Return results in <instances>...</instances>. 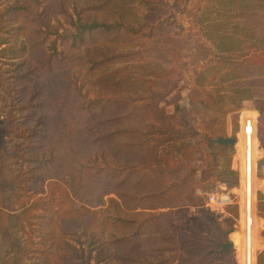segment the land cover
I'll list each match as a JSON object with an SVG mask.
<instances>
[{
    "label": "rangeland",
    "instance_id": "rangeland-1",
    "mask_svg": "<svg viewBox=\"0 0 264 264\" xmlns=\"http://www.w3.org/2000/svg\"><path fill=\"white\" fill-rule=\"evenodd\" d=\"M59 1L0 0V39L10 41L1 48L21 41L42 44L32 55L17 58L8 49L5 58L0 56V264H121L108 258L116 252L128 255L133 264L243 263L240 161L245 143L240 120L243 110L251 108L248 114L259 119L253 177L256 230L257 216L264 215V192L257 181V173L264 176V115L255 111L264 109V50L253 54L261 66L229 64L249 59L238 48L254 38L243 25L247 18H240L252 2L159 0L161 21L152 34L114 42L118 49L137 51L127 64H138L144 77L154 81L145 82L141 91L152 87L155 98L130 97L148 109L129 123L143 129L150 123L173 128L148 140L144 136L141 146L128 148L130 162L140 152L150 165L141 166L125 186L111 188L122 195L119 199L102 187L104 174L117 166L106 162L88 137L87 105L97 95L79 74L81 69L66 59L65 41L72 44L77 20L75 0L65 11L57 7ZM263 1L253 2L254 10L264 12ZM24 2L30 11L7 10ZM146 10L137 1L109 9L135 26L143 23ZM239 22L243 24L236 25ZM246 22L251 29L264 27V18ZM37 29L45 33L35 34ZM228 49L231 54L225 53ZM156 112L165 116L156 117ZM185 127L192 131L182 137ZM238 134L235 146L210 142L218 135ZM169 135L170 140H156ZM150 147L158 151L157 157ZM186 172L192 178L180 182ZM15 178H22L20 193ZM223 192L232 200L223 211L206 205L209 193ZM109 197L119 199L122 215L139 214L146 223L131 242L114 245L109 240L111 233H123L121 226L113 227L116 208L110 209ZM229 240L235 246L217 254L220 244ZM253 248L256 264H264V250L255 241Z\"/></svg>",
    "mask_w": 264,
    "mask_h": 264
},
{
    "label": "trees",
    "instance_id": "trees-1",
    "mask_svg": "<svg viewBox=\"0 0 264 264\" xmlns=\"http://www.w3.org/2000/svg\"><path fill=\"white\" fill-rule=\"evenodd\" d=\"M69 1L71 0H60L57 7L59 9L63 8L65 11ZM125 1H137L146 6L147 13L144 15V21L141 25L135 26L126 20L122 13L109 11L113 6ZM159 4V0H97L96 2L85 3L82 6L78 3V0H75L73 10L77 15V20L74 23L75 31L72 33V44L68 45V41H65L67 42L66 59L74 62L73 65L81 69L79 74L86 80V84L90 90L97 95L87 105V113L89 115L87 120V124H89V128L87 129L89 132L88 137L92 139V146L100 153L102 158L106 162L117 166L108 169L107 173L104 174L102 187L110 188L109 192L117 194L119 199H122V195L118 194V192L116 193L111 188L114 186H117V188L125 186L132 176L139 172L141 166L148 167L150 165L146 157H143L140 152L136 153L134 163L130 162L128 148L130 149L137 145L141 146L143 144L142 137L144 136L148 140L156 133H169L168 131L173 129L170 125H159L156 123H150L146 129H143L140 126L129 123V120L132 121L138 112L148 109V105L142 103L135 104L130 97L133 95L155 98L156 93L152 87H148L143 93L141 91V86L145 82L151 84L154 81L144 77V74L137 67L138 64H135L133 67L127 64L126 61L131 60L137 51L125 48L118 49L114 45V42L122 41L131 35L152 34L154 27L161 21L160 16L157 14ZM11 8L30 11V6L25 2L14 3L13 6L7 7V10L10 11ZM1 14L0 29L3 27ZM47 28L50 30L52 27L47 25ZM34 33L43 34L45 32L37 29ZM99 38L103 39L98 41ZM8 42L10 41L7 38L0 39V48ZM39 46H42L41 42L21 41V44L18 46L12 44L8 48L2 47L0 49V56L5 58V52L8 49H12L13 56L17 58L32 55ZM254 55L252 59L250 58L245 63L231 62L230 65L249 68H255L257 65L261 66L263 63L254 61ZM116 63H121L122 65L115 66ZM92 85L96 87L92 88ZM203 107L208 108L207 105ZM258 110L262 117L264 109L259 106ZM155 116L160 118L165 115L162 112H156ZM183 130L182 133H185V135L182 137H187L186 133L192 131L190 127H185ZM176 132L178 133V131ZM192 135L194 136L196 133L194 132ZM172 137L173 135H169L168 137L163 136L156 138V140L160 143L170 140ZM150 150L154 156H158V151L154 147H150ZM235 161L238 160L235 159ZM190 178H192V175L186 172L179 178V181L183 182ZM21 184L22 178H15V187L19 193L20 188L24 186ZM119 199L109 197V207L110 209L116 208L115 220L120 223L116 224L114 220L113 227L119 225L123 229L122 234H110L109 240L114 245L131 242L146 226V223L140 220L139 214H134L131 217L122 215L120 213L121 203ZM261 213L264 214L263 211ZM262 216L264 217V215ZM105 223H108V221H105ZM132 226L135 228L133 233L130 231ZM108 258L111 261L118 260L121 264H133L134 262L130 261L128 255H120L118 252L113 253L111 257L108 256ZM137 263L140 264L142 262L137 261Z\"/></svg>",
    "mask_w": 264,
    "mask_h": 264
},
{
    "label": "built area",
    "instance_id": "built-area-1",
    "mask_svg": "<svg viewBox=\"0 0 264 264\" xmlns=\"http://www.w3.org/2000/svg\"><path fill=\"white\" fill-rule=\"evenodd\" d=\"M252 109H245L243 110L242 114H241V130H244L246 139H247V148L248 150H250V145H251V138L253 139V143H255V140L257 139V129H258V120H257V116H254L252 114H248V112H252ZM243 119V122H242ZM247 169H248V173L250 175V171H251V167H250V163L248 160V164H247ZM254 169H255V162L253 163L252 166V172H253V177H254ZM246 195H245V203H244V222H245V251H246V260L244 264H256V257L254 256L255 251L253 250L251 251V242L253 240H251V231L252 229L254 230V219L256 218L255 215L257 214H253L255 213V207L253 206V192H252V199H251V203H252V207L254 209V211L252 209H250V199L247 200L246 202ZM249 201V203H248ZM232 202L231 197L228 193L223 192L222 194H218V193H209L208 194V199L206 201V205L210 206V208L215 209V210H221L223 211L226 207V205L230 204ZM253 235L255 236V231L252 233V238ZM253 244V242H252ZM240 264H243L242 262H240Z\"/></svg>",
    "mask_w": 264,
    "mask_h": 264
},
{
    "label": "crops",
    "instance_id": "crops-1",
    "mask_svg": "<svg viewBox=\"0 0 264 264\" xmlns=\"http://www.w3.org/2000/svg\"><path fill=\"white\" fill-rule=\"evenodd\" d=\"M243 1H247V0H243ZM248 2H252V7L251 6H245V9H246V13L245 14H242L241 16H240V18H243V17H246L247 18V20L246 21H248V20H251V19H259V18H264V12H261V11H258L257 12V10H254L255 8H254V3L253 2H255V3H260L259 2V0H249ZM264 2V1H263ZM240 3V2H239ZM244 4V3H243ZM257 6H259L258 4H256ZM250 13H253V14H255L256 16H251L250 15ZM261 20V19H260ZM245 21V23L243 24V22H239V23H237L236 25H238V24H243V25H245V26H248V28H246L247 30H248V33L249 34H251L252 35V37H254L253 39H251V40H247V42H246V44H244V46H242V47H239L238 49L243 53H245V54H243V55H245V56H243V58H248L249 57V59L251 58L252 59V57H253V54H255V53H258L257 51H259L260 49H262V50H264V38H263V36H264V27L261 29L260 28V26H255V28H253V29H251L250 27V25H251V23L250 22H246ZM262 22V21H261ZM257 35H262L261 36V40L260 39H255V37L257 36ZM231 49H228V50H226V54L227 53H229V54H231L232 53V51H230ZM261 50V51H262ZM249 52V53H248ZM260 52V51H259ZM249 59H247V60H249ZM231 64V63H230ZM229 64V65H230ZM232 82V81H231ZM249 98V97H248ZM248 98H244V99H248ZM252 109V108H251ZM252 110H254V109H252ZM255 111H257L258 112V114H259V110H256L255 109ZM257 120H258V122H259V119L257 118ZM258 143H259V145H260V141L258 140ZM259 145H258V147H259ZM259 149V148H258ZM262 149H264V147L262 148ZM242 162V161H241ZM245 157H244V159H243V162H242V172H243V174H242V185L244 184V175H245ZM257 181H259V183H258V189L259 190H262L263 192H264V176H259L258 175V173H257ZM259 219H260V221H259V225H258V229L256 228V230H255V233H256V236H257V238L255 239L254 238V241H255V244L257 245V248L259 247L260 248V250H264V236H263V230H264V217L263 216H260V215H258L257 216ZM262 220V221H261Z\"/></svg>",
    "mask_w": 264,
    "mask_h": 264
},
{
    "label": "bare ground",
    "instance_id": "bare-ground-1",
    "mask_svg": "<svg viewBox=\"0 0 264 264\" xmlns=\"http://www.w3.org/2000/svg\"><path fill=\"white\" fill-rule=\"evenodd\" d=\"M242 122H243V119H242ZM239 134H241L243 136L244 143H245V150H244V157H245V163H244L245 164V175H244V184H243V188H244V198H245V195H246V197H247L246 202H247V200L250 199V209H252L254 211V209L252 207V203H251L252 192H253V172H252V166H253V163L256 160V152L258 153L257 142L255 140V143H253V139L251 138L250 150H248V148H247V139H246L244 130L242 129L239 132ZM239 134H238V137H237L238 140L240 139L239 138ZM238 140H237V142H238ZM238 150H239V148H238ZM248 160H249L250 167H251L250 175H249L248 169H247ZM244 203H245V201H244ZM248 203H249V201H248ZM253 214L255 215V213H253ZM254 231H255V229L254 230L252 229V231H251V240H253L252 241L253 244L251 242V251H252V249L254 250V248H253L254 247V235H253V238H252V233ZM244 243H245V237H244ZM245 260H246V251L244 249V262H243V264L245 263Z\"/></svg>",
    "mask_w": 264,
    "mask_h": 264
},
{
    "label": "water",
    "instance_id": "water-1",
    "mask_svg": "<svg viewBox=\"0 0 264 264\" xmlns=\"http://www.w3.org/2000/svg\"><path fill=\"white\" fill-rule=\"evenodd\" d=\"M211 144H214V146H221L225 147L227 145H236L237 143V137L233 136H223L218 135L214 137L213 139H210ZM220 250L217 251V254L227 252L229 249L233 248L235 246V243L232 240L222 242Z\"/></svg>",
    "mask_w": 264,
    "mask_h": 264
}]
</instances>
